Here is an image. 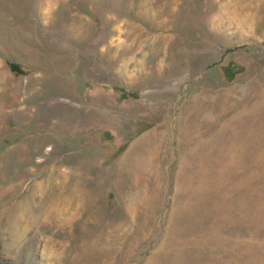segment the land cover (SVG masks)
Returning <instances> with one entry per match:
<instances>
[{"label": "rangeland", "instance_id": "obj_1", "mask_svg": "<svg viewBox=\"0 0 264 264\" xmlns=\"http://www.w3.org/2000/svg\"><path fill=\"white\" fill-rule=\"evenodd\" d=\"M0 264H264V0H0Z\"/></svg>", "mask_w": 264, "mask_h": 264}, {"label": "trees", "instance_id": "obj_2", "mask_svg": "<svg viewBox=\"0 0 264 264\" xmlns=\"http://www.w3.org/2000/svg\"><path fill=\"white\" fill-rule=\"evenodd\" d=\"M10 68H11L12 70H17V67H16L14 64H10Z\"/></svg>", "mask_w": 264, "mask_h": 264}]
</instances>
